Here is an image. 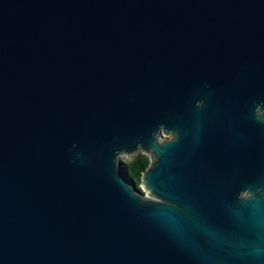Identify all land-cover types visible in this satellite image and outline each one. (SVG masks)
<instances>
[{"label": "water", "instance_id": "1", "mask_svg": "<svg viewBox=\"0 0 264 264\" xmlns=\"http://www.w3.org/2000/svg\"><path fill=\"white\" fill-rule=\"evenodd\" d=\"M0 264H264V0H0Z\"/></svg>", "mask_w": 264, "mask_h": 264}, {"label": "trees", "instance_id": "2", "mask_svg": "<svg viewBox=\"0 0 264 264\" xmlns=\"http://www.w3.org/2000/svg\"><path fill=\"white\" fill-rule=\"evenodd\" d=\"M150 159L141 152L135 154L129 161H125L124 172L129 180L133 181L138 187L143 171L146 169Z\"/></svg>", "mask_w": 264, "mask_h": 264}, {"label": "rangeland", "instance_id": "3", "mask_svg": "<svg viewBox=\"0 0 264 264\" xmlns=\"http://www.w3.org/2000/svg\"><path fill=\"white\" fill-rule=\"evenodd\" d=\"M121 159L122 160H125L127 162V161H129L131 159V156L129 157V156H126V155L125 156L124 155H121Z\"/></svg>", "mask_w": 264, "mask_h": 264}]
</instances>
